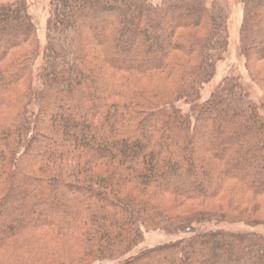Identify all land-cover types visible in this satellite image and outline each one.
Masks as SVG:
<instances>
[{
    "label": "trees",
    "instance_id": "trees-1",
    "mask_svg": "<svg viewBox=\"0 0 264 264\" xmlns=\"http://www.w3.org/2000/svg\"><path fill=\"white\" fill-rule=\"evenodd\" d=\"M241 3L249 70L264 62V0ZM50 5L32 81L35 55L3 61L31 36V19L22 1L0 3V224L9 220L0 264L83 263L42 235L92 256L89 264H264L263 237L221 230L125 258L143 230L191 233L212 218L201 210L181 219L152 193L190 202L264 195V103L231 77L196 104L227 46L225 9L209 0Z\"/></svg>",
    "mask_w": 264,
    "mask_h": 264
},
{
    "label": "rangeland",
    "instance_id": "rangeland-1",
    "mask_svg": "<svg viewBox=\"0 0 264 264\" xmlns=\"http://www.w3.org/2000/svg\"><path fill=\"white\" fill-rule=\"evenodd\" d=\"M14 1H22L24 3L26 12L33 24V32L24 44L19 45L17 48L8 52L3 61L9 62L12 59L23 58V56L28 57L29 55H35L36 60L34 61L31 74L33 81L34 77L37 75V70H39L42 65V56L47 45V25L51 15L50 4L52 0H0V3ZM214 1L225 9L227 46L222 57L214 66V72L211 80L200 90L196 104H201L208 100L215 88L224 79L231 77H235L241 82L250 99L254 103L262 104L264 103V62L250 63L248 64L250 67L248 70L246 59L241 53V26L244 17L243 4L241 3V0H209V3ZM182 19L186 20L185 17ZM98 23L99 22L96 21L95 25L99 26ZM95 25H92V23L88 24L89 27H95ZM176 32L178 34L179 31ZM205 33L206 31L204 29H199L197 31V34L200 36H204ZM177 58L181 59L183 57L177 56ZM250 62H253L252 54ZM27 83L28 80L19 81L18 85H15L16 88H14V92L12 94H21ZM142 84L145 85L146 82H142ZM166 84L171 86L170 81ZM176 106L184 113L190 110V106L184 101L178 102ZM30 109L33 111L36 109L34 103L31 105ZM4 111L5 110H2L0 115H2ZM31 151H33L32 148ZM236 191L237 190H232V193L225 195L223 201L212 199L210 201L202 202H190L181 198H172L165 194L160 195L152 193L154 201L160 203L162 206L170 210L172 215L175 214V216L181 219L189 215L191 216L201 210L210 211L212 218L209 219V216H207L208 218H205L210 221L196 223L193 226L191 233L175 234L163 231L161 228L143 230L140 242L136 244L132 250H130V253L126 255L125 258L135 256L142 251L152 249L161 244L188 238L196 233L214 230H221L242 235L255 234L264 238V195L248 197L245 193H243L245 196H242L240 191ZM16 218L19 219L20 216L17 214ZM8 221L9 220L5 219L3 223L0 224V229L6 226ZM42 237L49 238L51 245L48 244L47 247L55 249V251L59 254L67 255L68 253L70 255V253H72L75 261L78 262L81 260L83 262L81 264H84L85 262L86 264H89L91 262L92 256H89L90 259L85 257L83 261L79 257L80 254L65 241L52 238L48 235H42ZM119 261L117 260L101 264H117Z\"/></svg>",
    "mask_w": 264,
    "mask_h": 264
}]
</instances>
